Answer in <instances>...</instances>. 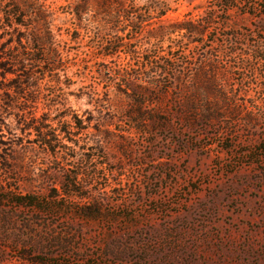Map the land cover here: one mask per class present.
I'll return each instance as SVG.
<instances>
[{
	"label": "rangeland",
	"instance_id": "374dc122",
	"mask_svg": "<svg viewBox=\"0 0 264 264\" xmlns=\"http://www.w3.org/2000/svg\"><path fill=\"white\" fill-rule=\"evenodd\" d=\"M102 2L0 0V264H264V0Z\"/></svg>",
	"mask_w": 264,
	"mask_h": 264
},
{
	"label": "trees",
	"instance_id": "16d2710c",
	"mask_svg": "<svg viewBox=\"0 0 264 264\" xmlns=\"http://www.w3.org/2000/svg\"><path fill=\"white\" fill-rule=\"evenodd\" d=\"M112 0H103L102 5L100 6L103 12L107 14V16L112 17V13L114 12ZM79 13H76V16H78V20L81 21ZM165 16V15H163ZM22 15L17 13V11H14L13 13L6 16L5 21L7 28L11 29L13 32H18L21 34L22 30L25 28L28 29L27 25H25L23 21ZM3 22V20H2ZM145 21H141L138 23V26L140 28H143L145 26ZM201 34V32L198 30V27L196 25H193L191 23L186 22H177L174 23L168 27L162 26L150 33L151 39H164L168 34H178L181 36H185L187 34ZM24 34V33H23ZM14 36V35H13ZM26 40L24 35H21L20 38H16V44L17 46L21 47L22 44H24V41ZM121 47H127L129 44L123 42L119 43ZM28 52V53H25ZM20 57H6L1 59L0 58V106L4 103H8L7 108L12 110L15 109V104L13 102V99L17 97L21 92L26 88L28 83H25V81L32 82L33 78L31 75L28 74L30 71L29 69V63L36 65L41 64L43 60L39 57V52H30L26 50ZM52 53V52H51ZM51 53L49 55H51ZM47 54V53H46ZM134 53L130 51V55H133ZM48 55V54H47ZM48 55V56H49ZM45 64V63H44ZM180 75V74H179ZM127 75H124V78H126ZM196 74H191L189 79H193V86L195 82ZM130 83H128L125 87L124 93L126 96H131V93L134 94L135 99H139V94H146V86L144 84L137 85L136 83H131L132 81L128 79ZM175 80L178 81V83L182 82V77H175ZM30 84V83H29ZM170 87L167 89L169 90ZM195 89V87H194ZM195 91V90H194ZM193 89L189 91V89H185L183 91V94H189L192 95L194 93ZM137 94V95H136ZM197 94H194L192 97H195ZM136 101V100H134ZM140 107L143 106L142 103L139 104ZM191 109V108H190ZM37 132V138H43L44 140H50L49 135H44L43 137H40L39 132ZM48 138V139H47ZM0 145L4 146L3 143H0ZM48 145V143H47ZM16 204L23 206V205H29L32 206L35 204L33 199L31 197H24L21 199L15 200Z\"/></svg>",
	"mask_w": 264,
	"mask_h": 264
}]
</instances>
